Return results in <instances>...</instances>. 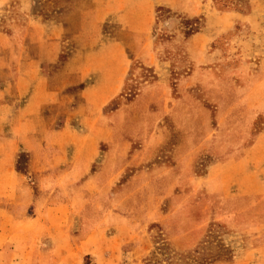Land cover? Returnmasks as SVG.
<instances>
[{
  "label": "crops",
  "instance_id": "0c3cea01",
  "mask_svg": "<svg viewBox=\"0 0 264 264\" xmlns=\"http://www.w3.org/2000/svg\"><path fill=\"white\" fill-rule=\"evenodd\" d=\"M39 1L45 6L59 2ZM32 2L22 0L28 13L18 53L9 58L0 54V250L4 247L9 257L17 247L27 248L24 254L32 247L31 252L41 264L45 260L40 256L46 254L40 245L46 240L53 247L49 253L54 256L51 263L66 264L69 256H79L68 232L73 216L68 220L69 215H65L70 203L62 199L48 204L35 199L36 203L32 202V189L25 178L37 175L40 185L50 180L53 189H64L62 186L81 180L95 158V144L119 143L111 137L110 129L122 126L127 105L122 104L103 118L100 114L123 88L131 60L159 69L158 48L152 37L155 7L191 14L199 9L192 0H70L67 8L54 13L51 23L44 25L39 15L37 21L31 16ZM211 31L205 28L182 43L183 53L196 66L214 58L215 53L206 50L215 35ZM1 37L8 43L1 47L13 49L19 35ZM259 46L263 48L260 73L250 78L251 86L242 97L228 109L219 108L208 129L204 118L198 120L194 143L189 144L183 136L182 146L171 150L173 163L165 178L175 209L156 218L165 225L180 223L182 228L187 222L200 223L204 219L225 224L235 244L232 258L215 264H264V37ZM61 53L64 56L59 66L43 72V66L55 63ZM183 80L182 91L195 81L205 87V80L198 81L195 72ZM164 83L159 78L146 85L133 101L154 93L165 95L169 88ZM61 99L67 104H57ZM47 103L55 104L48 113L44 111ZM59 115L62 123L57 126ZM6 125L8 130L3 131ZM93 129L97 130L95 134ZM157 143L156 137L149 145L151 159ZM18 151L28 154L25 174L14 168ZM176 151L179 153L174 154ZM122 155L116 157L124 160L126 156ZM206 156L209 162L199 172L197 163ZM130 157L134 163L147 158L139 153ZM119 168L112 177L121 171ZM146 168L148 171L142 172L148 179L162 172L158 163ZM175 190L181 191L180 200ZM215 196L223 200V206L211 208L208 199ZM27 223H33L32 232L13 226ZM16 232L27 241L13 243ZM139 241L143 253L146 243L143 237ZM186 246L189 242L181 245ZM10 260L2 264H13Z\"/></svg>",
  "mask_w": 264,
  "mask_h": 264
},
{
  "label": "rangeland",
  "instance_id": "374dc122",
  "mask_svg": "<svg viewBox=\"0 0 264 264\" xmlns=\"http://www.w3.org/2000/svg\"><path fill=\"white\" fill-rule=\"evenodd\" d=\"M32 1L31 16L37 21L39 15L44 25L50 24L54 13L67 8L70 2L59 0L45 6L39 4V0ZM192 1L193 6L195 4L199 9L195 14L173 11L165 6L155 11L152 37L158 48L159 69L131 60L123 88L103 106L100 118L122 104L127 105L122 126L115 125L110 129L111 137L119 143L112 146L102 142L95 144V158L87 174L74 185L62 186L64 189H53L50 180L42 181L40 185L34 174L25 178L32 189V202L35 199L37 203L48 204L62 199L70 203L65 215H69L68 220L73 216L68 232L79 256H69L66 264H204L206 261L215 264L232 258L234 240L230 239V229L222 222L204 219L198 223L195 220L187 222L182 228L180 223L165 225L156 218L175 209L171 206V191L165 178L166 170L173 163L171 150L182 146L183 136L189 144L194 143L198 120L204 118L208 129L210 122L214 121L215 112L236 103L242 92L251 86L250 78L260 73L263 48L259 45L264 37V0H233L237 8H217L211 0ZM27 13V5L22 0L0 2V36L19 35L13 49L1 47V44L8 43L0 38V54L7 55V58L20 49V33L27 21ZM205 28L212 29L211 33L215 34L206 48L207 52L215 54H211L214 57L211 62L196 66L183 53L182 43ZM255 44L257 47H254ZM63 56L61 53L55 63L43 66V72L48 73L58 67ZM191 72L196 73L198 81L205 80V87L195 81L182 91L183 78ZM159 78L169 88L165 95L154 93L142 101H133L146 85L155 83ZM49 86L53 87V84L49 83ZM57 104L64 106L67 103L61 99ZM54 105L47 103L44 111L48 113ZM61 119L59 115L55 125H61ZM7 130L8 125L3 128V131ZM96 132L93 129V134ZM156 137L158 143L152 151L154 154L155 150V156L151 159L149 145ZM133 153L147 158L134 163L130 157ZM119 154L126 158L118 159L116 156ZM209 159L206 156L198 161L196 167L199 172ZM27 162L28 154L18 151L14 164L17 173L27 172ZM152 163H158L162 172L154 179H148L149 176L142 170L148 171L143 167H152ZM119 165L121 171L112 177ZM174 193L180 200L181 191L175 190ZM208 201L213 204L211 208L223 206V200L216 196ZM28 211L31 213L32 207ZM13 226L33 231V223ZM23 236L16 232L13 243L27 241ZM142 237L146 243L143 253L138 247ZM41 242L40 247L46 254L40 256L45 260L41 264H52L50 258L54 256L49 253L53 247L47 245L46 240ZM184 242H189L187 248L181 247ZM31 248L24 254L27 248L17 247L9 257L5 248H1L0 264L7 259H11L13 264H38V256L31 252ZM9 249H12L11 246Z\"/></svg>",
  "mask_w": 264,
  "mask_h": 264
},
{
  "label": "trees",
  "instance_id": "16d2710c",
  "mask_svg": "<svg viewBox=\"0 0 264 264\" xmlns=\"http://www.w3.org/2000/svg\"><path fill=\"white\" fill-rule=\"evenodd\" d=\"M212 4L216 6L217 8H237L236 2H233V0H211ZM230 3V4H228ZM230 5V6H229ZM161 9L160 6L155 7V11H159ZM192 30V29H190ZM159 249V247H157ZM211 260V259H210ZM211 261H206L204 264H208Z\"/></svg>",
  "mask_w": 264,
  "mask_h": 264
}]
</instances>
